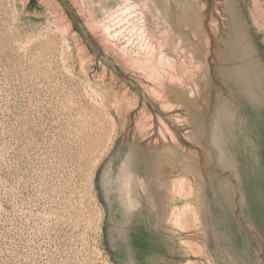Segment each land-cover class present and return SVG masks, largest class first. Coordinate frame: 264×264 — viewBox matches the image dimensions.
I'll use <instances>...</instances> for the list:
<instances>
[{
    "label": "rangeland",
    "instance_id": "rangeland-1",
    "mask_svg": "<svg viewBox=\"0 0 264 264\" xmlns=\"http://www.w3.org/2000/svg\"><path fill=\"white\" fill-rule=\"evenodd\" d=\"M81 1L0 0V264H264V0ZM137 40L187 65L164 101Z\"/></svg>",
    "mask_w": 264,
    "mask_h": 264
},
{
    "label": "bare ground",
    "instance_id": "bare-ground-1",
    "mask_svg": "<svg viewBox=\"0 0 264 264\" xmlns=\"http://www.w3.org/2000/svg\"><path fill=\"white\" fill-rule=\"evenodd\" d=\"M80 2H82L81 0H79ZM84 3V2H83ZM193 3L195 4V5H198V3H199V0H193ZM81 4V3H80ZM82 6V5H81ZM202 6V5H201ZM85 7H87L86 6V4H85ZM80 8V7H79ZM133 8H134V6L133 5H130V4H128V6H126V8H121V10L120 11H118V12H121V14L120 13H118L117 11H112V12H114V13H118V14H120V15H118L119 16V18L121 17V16H124V14L126 15V13H128V17H126V18H131V12H132V10H133ZM120 9V8H119ZM118 9V10H119ZM123 9V10H122ZM86 10V9H85ZM130 12V13H129ZM111 13V12H110ZM130 14V15H129ZM133 14V13H132ZM114 15V14H113ZM108 16H110V18H111V16L112 15H109L108 14ZM115 16V15H114ZM127 16V15H126ZM134 16V15H133ZM136 16V15H135ZM116 17V16H115ZM139 17L140 16H138V17H136V18H138L139 19ZM108 18L109 17H107V20H108ZM122 18V20L124 19L125 20V18L124 17H121ZM132 18H135V17H132ZM117 20V17L114 19V21H116ZM123 20V21H124ZM126 21V20H125ZM124 21V22H125ZM131 21V20H130ZM129 21V22H130ZM141 21H142V19H141ZM109 23H110V21H108ZM111 22H112V20H111ZM119 22H122L121 21V19H119ZM127 22V21H126ZM135 22H139V20L138 21H135ZM92 23V21H90V24ZM109 23L107 24V25H109ZM113 23V22H112ZM128 23V22H127ZM141 23V22H140ZM140 23H138V24H140ZM103 24V23H102ZM104 24H105V22H104ZM117 24H118V22H117ZM138 24L137 25H134L135 27L136 26H138ZM92 25V24H91ZM107 25L106 26H103L102 28H100L101 30H102V34H103V37L104 38H106V39H109V38H111V37H113V34L112 33H116L115 31H113L112 33H111V31H109V27H107ZM115 25V24H114ZM118 25H121V24H118ZM128 25V24H127ZM126 25V26H127ZM111 26V25H110ZM116 26V25H115ZM124 26V25H123ZM125 26V27H126ZM129 26V25H128ZM135 27H132V29H134ZM95 28V27H94ZM115 28H117V27H115ZM113 29V28H112ZM111 28H110V30H112ZM137 29V28H136ZM139 29V28H138ZM129 30V29H128ZM142 30V29H141ZM97 31V30H96ZM134 31V30H133ZM137 31H139V30H137ZM137 31H135V34H136V32ZM130 32V31H129ZM119 33V32H118ZM141 33V34H140ZM140 36L142 35V33H143V35L146 33V32H141L140 31ZM134 34V35H135ZM118 35V34H117ZM138 34H136V37H140V36H137ZM143 36H141L140 37V40L141 41H143V38H142ZM147 37H149V35L147 36ZM146 37V38H147ZM137 39V38H136ZM149 39V38H148ZM151 39H153L152 37H151ZM144 40H146L145 38H144ZM134 41V40H133ZM138 41V40H137ZM149 42L151 41V40H148ZM132 42V41H131ZM139 42V41H138ZM152 42V41H151ZM150 42V43H151ZM111 43V42H110ZM141 42H139V44H140ZM143 43V42H142ZM142 43H141V45H142ZM146 43H148V42H146ZM146 43H145V45H144V43H143V46H142V49H144L145 48V46H146ZM148 44V45H151V44ZM127 44V43H126ZM129 44V43H128ZM157 45L156 46H153V45H151V46H149V47H146L145 49H146V52L145 53H143L144 55H140V56H136L135 54H134V57L131 55H129V51H126L123 47V49H121V48H117V50L119 49V52L118 53H120L121 52V55L122 56H120L121 58H124L125 59V61H124V59H123V61L124 62H127V64L128 65H130V68H131V66H135L136 68H137V70H138V68L140 69V70H142V73L149 79V80H151L152 82H153V86H154V89H153V87L151 88V89H149V91H150V93L153 95V97L155 96L157 99L156 100H165V97L163 96V92H161L162 91V88H163V80L165 79V78H167L168 80H169V82L170 83H174V82H176V83H181V81L184 79V78H181L180 77V75H178V74H181V76H182V73H177V68L178 69H180V64H182V66H185L184 65V62H182V61H180V62H178L177 61V59H174L173 57H170V56H168V55H166V54H164L163 52H161V45L159 44V41L156 43ZM134 45H136V44H134ZM128 46V45H127ZM130 47V46H129ZM131 47H132V45H131ZM127 48V47H126ZM135 48H136V46H135ZM121 49V50H120ZM140 51V50H139ZM175 51V50H174ZM127 52H129V53H127ZM144 52V51H143ZM138 53H140V52H138ZM174 53V52H173ZM131 54V53H130ZM181 60V59H180ZM189 60H191V59H189ZM83 61V60H82ZM84 62V61H83ZM126 64V63H125ZM189 65H191V64H189ZM187 66V65H186ZM185 66V67H186ZM184 67V68H185ZM183 72H184V69H181ZM178 72H181V71H178ZM189 72H187L186 74H188ZM186 74H184V75H186ZM186 79L188 78V77H185ZM185 80V79H184ZM149 82V81H148ZM185 82V81H184ZM189 82V81H188ZM182 83H183V81H182ZM181 83V84H182ZM187 87H188V85H186ZM156 88V89H155ZM186 88V87H185ZM190 88V87H189ZM193 93V92H192ZM117 95V94H116ZM193 96V95H192ZM116 97V96H115ZM116 99V98H115ZM119 99H122V97H120ZM123 99H126V98H124L123 97ZM128 100V99H127ZM116 101H118L117 99H116ZM122 101V100H121ZM124 101H126V100H123V102ZM129 101V100H128ZM127 102V101H126ZM131 102V101H130ZM160 102V101H159ZM119 103H121V102H119ZM132 103V102H131ZM116 104V103H115ZM118 104V103H117ZM117 104H116V106H117ZM122 104V103H121ZM160 104V103H159ZM164 104V103H163ZM163 104H160V105H162L163 106ZM125 106L124 107H129L128 105H129V103L128 104H124ZM131 105V104H130ZM165 105V104H164ZM115 106V105H114ZM161 106V107H162ZM169 106H171L169 109H172V105H169L168 104V107ZM119 107V106H118ZM164 108H166V106H164ZM167 109V108H166ZM168 109V110H169ZM144 115V114H143ZM144 118V117H143ZM149 118V117H148ZM175 119V118H174ZM159 120V119H158ZM177 121V120H176ZM161 122V121H160ZM150 125V124H149ZM160 125H162V124H160ZM162 127H165V125L164 126H162ZM165 130H166V128H164ZM166 132H167V130H166ZM170 133V132H169ZM162 136V135H161ZM164 139V138H163ZM174 139V138H173ZM173 141H175V140H173ZM171 182V181H170ZM170 186H172L171 187V191L174 193V195H176V196H178L179 198H183L184 199V201H185V203L182 205V206H173V208L171 209V212H170V223H171V225H173L178 231H186V230H188V229H199V228H201V227H203V230H204V225H203V219H202V217H201V215H200V213H199V211L191 204V202L189 201V199L190 198H192L193 196H194V194H195V192H194V189H193V187H192V185L190 184V182L185 178V177H182V176H178L177 178H175L173 181H172V183H171V185ZM172 195V194H171ZM176 198V197H175ZM179 243H180V246H183L184 244H186V245H188V246H190V243L187 241V240H185V238H182V239H180L179 240ZM185 248V247H184ZM196 249V248H195ZM187 250V249H186ZM194 251V250H193ZM195 255V254H194ZM193 257V256H192ZM191 258V257H190ZM181 264H197V263H195V262H192L191 260H186L185 262H183V263H181Z\"/></svg>",
    "mask_w": 264,
    "mask_h": 264
}]
</instances>
